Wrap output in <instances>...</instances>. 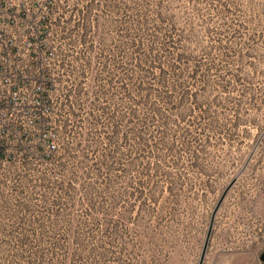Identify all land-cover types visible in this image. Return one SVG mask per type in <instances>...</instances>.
I'll return each instance as SVG.
<instances>
[{"label": "rangeland", "instance_id": "obj_1", "mask_svg": "<svg viewBox=\"0 0 264 264\" xmlns=\"http://www.w3.org/2000/svg\"><path fill=\"white\" fill-rule=\"evenodd\" d=\"M152 2L178 49L140 62L115 52L114 0H0L45 80L0 135V263L39 234L46 264H264V0Z\"/></svg>", "mask_w": 264, "mask_h": 264}, {"label": "trees", "instance_id": "obj_2", "mask_svg": "<svg viewBox=\"0 0 264 264\" xmlns=\"http://www.w3.org/2000/svg\"><path fill=\"white\" fill-rule=\"evenodd\" d=\"M112 6L115 18L114 43L116 44V53L124 56L123 52L132 51V56H134L136 59L139 58L140 62H142L145 60V58H147V55H150L151 52H154L155 45H158L166 56L168 53L175 54V51L178 49V39L176 37L178 35L174 29V14L172 15L163 13L162 10L158 8L159 3L157 2L154 4L152 0H114ZM151 17L156 20L155 23L150 21ZM121 23H123L122 27H124V25L125 27L122 28V32L120 33L119 24ZM147 38L150 40V42H152H149V51H146V48H143L145 45V39ZM116 56L118 57V54ZM117 57L114 59L115 64L119 62V58ZM116 67L120 68L121 66L120 64H117ZM144 69L145 68H140L139 70L132 71L131 78L133 81L135 80V83H130V85L131 90L133 86H136V91L143 92L145 95L147 93L148 95V93L151 91V88L144 79L145 74L148 72ZM47 84L51 90L55 88V83L53 78H51V75L49 76ZM128 90H130L129 86ZM66 102V105L69 102L73 103L68 94L66 96ZM199 145H202V143ZM1 147L3 150L5 146ZM54 153L55 152H52L48 156L46 154H42L39 155V157L49 159ZM28 157L29 155L26 153L23 154L22 159L27 161ZM0 158H4L3 152H0ZM36 237H39L37 243L39 247L36 250L34 249L31 251L33 256H30L29 261H26L25 264H46V260L52 258L53 256L55 242H53L50 246L44 247L41 243L43 236L38 234ZM27 240V235H24L22 243L28 244ZM27 246H29V244ZM16 264L22 263L17 262Z\"/></svg>", "mask_w": 264, "mask_h": 264}, {"label": "built area", "instance_id": "obj_3", "mask_svg": "<svg viewBox=\"0 0 264 264\" xmlns=\"http://www.w3.org/2000/svg\"><path fill=\"white\" fill-rule=\"evenodd\" d=\"M21 51L0 34V135L14 131L8 120L21 117L22 111L29 112L28 104L34 92L38 95L37 102L43 101L44 70L35 73L32 61H24ZM32 123H40L39 118ZM1 141L5 146V140Z\"/></svg>", "mask_w": 264, "mask_h": 264}, {"label": "water", "instance_id": "obj_4", "mask_svg": "<svg viewBox=\"0 0 264 264\" xmlns=\"http://www.w3.org/2000/svg\"><path fill=\"white\" fill-rule=\"evenodd\" d=\"M217 208H218V206L216 207V209ZM213 221H214V217L212 218V223H213ZM210 235H211V229L209 230V233H208V236H207V240H206V243H205V248H204V251H203L202 258L204 257V254H205V251H206V247L208 245V241H209ZM262 259L264 260V253L262 255Z\"/></svg>", "mask_w": 264, "mask_h": 264}]
</instances>
